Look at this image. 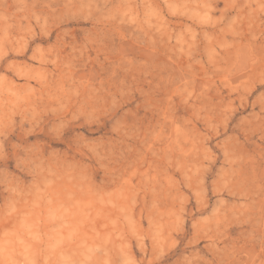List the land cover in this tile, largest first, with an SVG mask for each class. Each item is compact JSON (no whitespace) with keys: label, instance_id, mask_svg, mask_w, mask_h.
Instances as JSON below:
<instances>
[{"label":"clouds","instance_id":"obj_1","mask_svg":"<svg viewBox=\"0 0 264 264\" xmlns=\"http://www.w3.org/2000/svg\"><path fill=\"white\" fill-rule=\"evenodd\" d=\"M0 264H264V0H0Z\"/></svg>","mask_w":264,"mask_h":264}]
</instances>
